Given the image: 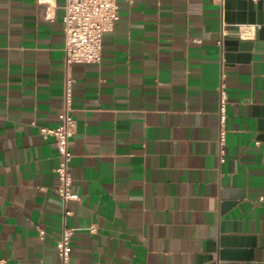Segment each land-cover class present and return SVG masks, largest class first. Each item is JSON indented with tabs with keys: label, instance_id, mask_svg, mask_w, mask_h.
<instances>
[{
	"label": "crops",
	"instance_id": "crops-1",
	"mask_svg": "<svg viewBox=\"0 0 264 264\" xmlns=\"http://www.w3.org/2000/svg\"><path fill=\"white\" fill-rule=\"evenodd\" d=\"M64 2L0 0V264H60V158L31 122L59 124L67 74L69 264H264V10L118 0L102 60L67 68Z\"/></svg>",
	"mask_w": 264,
	"mask_h": 264
},
{
	"label": "built area",
	"instance_id": "built-area-1",
	"mask_svg": "<svg viewBox=\"0 0 264 264\" xmlns=\"http://www.w3.org/2000/svg\"><path fill=\"white\" fill-rule=\"evenodd\" d=\"M215 1L221 5L226 2ZM119 18L118 0H65L63 22L66 67L69 68L74 63H99L102 60L103 36L115 28ZM73 83L74 79L67 74L64 104L58 113L59 124L56 127L41 126L35 120L31 122V125L39 128L45 140L54 139L60 158V163L55 169L58 181L54 187L62 203V226L60 236L56 239L60 264H69L71 261L73 229L68 226L67 221L73 215V210L68 204L80 200V195L73 191L70 164L73 157L70 142L77 129V122L73 116ZM220 96V119L224 123L228 95L223 84ZM38 230L41 236L45 234L40 227ZM91 231H96V228L92 226Z\"/></svg>",
	"mask_w": 264,
	"mask_h": 264
},
{
	"label": "water",
	"instance_id": "water-1",
	"mask_svg": "<svg viewBox=\"0 0 264 264\" xmlns=\"http://www.w3.org/2000/svg\"><path fill=\"white\" fill-rule=\"evenodd\" d=\"M225 3L229 15L239 24L245 22L256 23L258 21L257 10H264V0H259L257 3L252 0H226ZM225 44L232 51L237 50L239 47L243 48V43L240 41V34L238 32L228 36ZM208 248V250L214 251V243H209Z\"/></svg>",
	"mask_w": 264,
	"mask_h": 264
}]
</instances>
